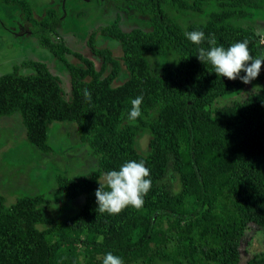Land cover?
<instances>
[{"label": "trees", "instance_id": "16d2710c", "mask_svg": "<svg viewBox=\"0 0 264 264\" xmlns=\"http://www.w3.org/2000/svg\"><path fill=\"white\" fill-rule=\"evenodd\" d=\"M261 2L124 0L150 28L124 31L118 15L111 25L94 30L87 47L101 60L97 69L93 59L53 40L61 23L53 7L37 19L31 0H0L22 11L33 37L71 80L67 98L60 77L46 63L24 62L0 76V120L19 113L28 141L46 154L52 151L51 125L76 124L81 143L99 164L86 174L57 175L66 199L84 197L79 211L62 221L48 216L42 194L21 197L11 206L0 195V264H102L108 252L124 264L264 263L258 253L246 263L242 258L248 232L264 229V75L250 84L230 81L197 58L200 47H210V35L225 49L247 40L253 58L264 57L262 35L234 23ZM213 5L218 10L206 23L187 28L168 12L203 15ZM186 31H203L206 39L194 45ZM106 43L120 47L122 55L116 57ZM168 53L176 61L155 73L148 56ZM70 55L79 62H71ZM124 71L125 82L114 85ZM250 85L258 87L241 99H228ZM141 95V116L129 121L131 100ZM217 102L223 104L214 107ZM143 132L150 135L144 153L138 147ZM131 160L144 161L150 170L152 186L143 207L100 213L99 177Z\"/></svg>", "mask_w": 264, "mask_h": 264}, {"label": "rangeland", "instance_id": "374dc122", "mask_svg": "<svg viewBox=\"0 0 264 264\" xmlns=\"http://www.w3.org/2000/svg\"><path fill=\"white\" fill-rule=\"evenodd\" d=\"M123 2L124 0H31L37 19H42L46 9L50 7L60 12L61 23L53 40L63 42L72 50L93 59L97 69L101 68V60L94 57L87 47L88 37L94 30L111 25L118 15H121V27L124 31L150 28L147 18L136 15L130 6ZM217 10L218 7L213 5L207 7L203 15L197 13L181 15L173 10L168 12L187 28L193 23H206L209 13ZM234 23L253 28L264 40V2L256 8L248 9L247 17L236 19ZM29 28L30 25L25 22L18 7L0 4V76L13 72L24 62L41 61L60 77L69 98L71 95L69 72L50 51L39 44ZM110 45L114 55L119 58L122 55L121 48ZM148 57L157 74L164 66L176 61V56L171 53L162 56L150 54ZM69 60L79 62L73 55H70ZM260 73L264 75V66ZM126 78L127 73L124 71L114 85L124 83ZM257 87L258 85H250L239 95L228 99H241ZM220 103L223 104L217 102L214 107ZM149 141L150 135L143 132L138 139V147L142 153L148 151ZM48 144L52 151L46 154L28 141L26 127L19 113L0 120V195L5 198L6 205L11 206L21 197L42 194L47 199L45 209L48 216L56 221H62L79 211L84 204V197L76 200L66 199L58 188L57 175L66 174L67 177H73L86 174L97 169L99 164L90 148L81 143L76 124L53 123ZM251 253L264 255V229L250 230L244 238L243 262L249 260Z\"/></svg>", "mask_w": 264, "mask_h": 264}, {"label": "clouds", "instance_id": "9594fccd", "mask_svg": "<svg viewBox=\"0 0 264 264\" xmlns=\"http://www.w3.org/2000/svg\"><path fill=\"white\" fill-rule=\"evenodd\" d=\"M185 37L194 45H200L206 39L203 31H186ZM207 42L210 47H200L197 58L202 63H210L217 77L230 81L239 79L244 84H250L259 76L264 66V57L253 58L247 40L233 43L227 49L217 46L214 35H210ZM84 96L91 100V93L87 89L84 90ZM142 101V95L131 100L127 117L129 121H136L141 116ZM149 177L150 170L144 161L135 160L124 163L118 170L103 173L98 179L99 188L95 191L97 210L108 215H118L128 207L140 209L152 186ZM102 264H124V261L108 252L103 257Z\"/></svg>", "mask_w": 264, "mask_h": 264}]
</instances>
